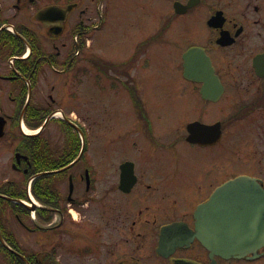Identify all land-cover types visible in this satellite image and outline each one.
<instances>
[{
    "label": "flooded vegetation",
    "instance_id": "flooded-vegetation-1",
    "mask_svg": "<svg viewBox=\"0 0 264 264\" xmlns=\"http://www.w3.org/2000/svg\"><path fill=\"white\" fill-rule=\"evenodd\" d=\"M86 1L0 0V264H264L247 217L228 214L223 200L204 208L235 179L264 189V0H170L168 21L140 29L128 60L109 70L132 82L133 123L100 125L90 159L88 119L70 118L81 146L73 126L51 119L69 141L41 132L45 149L37 144L31 163L16 112L29 86L44 94L41 80L83 84L93 71L97 17ZM153 76L176 82L149 93ZM51 93L34 111L60 110ZM44 171L42 200L28 181Z\"/></svg>",
    "mask_w": 264,
    "mask_h": 264
},
{
    "label": "rangeland",
    "instance_id": "rangeland-1",
    "mask_svg": "<svg viewBox=\"0 0 264 264\" xmlns=\"http://www.w3.org/2000/svg\"><path fill=\"white\" fill-rule=\"evenodd\" d=\"M86 2V5L92 9L93 17L99 16L98 8L101 3L100 28L89 32L88 42H92L94 53L100 56V66L104 71L103 77H100L94 68L97 64L94 62L95 56L93 53L90 55L92 60L90 70L93 69V71L84 79L85 83L82 84L81 76L41 80L40 87L46 92L44 94H32L30 103L38 104L41 99L48 101L47 93H51L48 89L54 85L55 90L51 94L56 100L55 107L62 110L65 115H70L73 119L79 121H83L85 118L88 119L86 121L90 131L89 157L91 159L93 155L96 157V139H98L96 136L102 131L100 125H105L107 122H109L107 124L113 125L117 124L116 121H118L122 128L126 129L127 125H131L134 119L129 101V90L132 87L130 86L132 82L120 76L119 73L109 72V70L118 69L121 64L123 65L128 60L135 45L141 39L140 29L146 30L143 33H147L148 29L167 22L172 10L170 0H87ZM176 22L179 23L182 20L177 19ZM155 54L161 59L169 52L164 50L159 55L158 52ZM175 82V79H169L168 77L153 76L146 79L143 86H146L147 91L150 93L154 90L156 92V88L171 86ZM99 85L104 87V94L100 98L97 94L98 88H100ZM113 85L115 91L110 89ZM153 88L155 89L151 90ZM116 92L118 94H115ZM86 94L87 104L84 101ZM154 99L155 97L149 102L154 103ZM104 120H106L105 123ZM106 128L110 130L109 127ZM42 133L45 137L61 136L63 137L61 140L63 143L69 141L68 132L55 121H51ZM7 151L10 152V150ZM9 152L7 153L8 156H10ZM124 156L125 154L121 153V157ZM95 157L94 159H96ZM7 176L10 178L19 177L11 170L7 172Z\"/></svg>",
    "mask_w": 264,
    "mask_h": 264
},
{
    "label": "water",
    "instance_id": "water-1",
    "mask_svg": "<svg viewBox=\"0 0 264 264\" xmlns=\"http://www.w3.org/2000/svg\"><path fill=\"white\" fill-rule=\"evenodd\" d=\"M196 1L197 0H190L188 6L192 5ZM180 6L181 5L179 3L174 4V9L176 13H181ZM195 51L196 50L193 49L190 50L185 54V57L189 58L191 55L195 53ZM29 100H30V88H29V94L26 104L21 112L20 119H22V116L24 115ZM53 115H50L45 120V123L39 129V132L45 127L46 123L51 119ZM63 119L65 120V122L72 125L83 138L82 131L74 123L68 120L65 116H63ZM2 133H3V123L0 122V135H2ZM38 133L33 135H37ZM82 151H83V147L81 148L79 157L81 156ZM47 173L50 172L39 173L34 177H32L31 179ZM221 200L227 203V204L225 203L226 206L224 207H226L229 210L228 214L231 215L238 214L247 217V221L249 224V228H248L249 237L247 239L248 241L254 242L250 244L251 245L250 248L253 249L257 246L260 247L261 245H264V189L260 185H258L254 179L246 178V177L235 179L233 181L228 182L225 186L219 189L215 193V195H213L209 203L204 208L213 209L215 207V204L218 208L222 207L219 206ZM246 237L238 238V239H245ZM227 239L230 238L227 237Z\"/></svg>",
    "mask_w": 264,
    "mask_h": 264
},
{
    "label": "trees",
    "instance_id": "trees-1",
    "mask_svg": "<svg viewBox=\"0 0 264 264\" xmlns=\"http://www.w3.org/2000/svg\"><path fill=\"white\" fill-rule=\"evenodd\" d=\"M19 112H20V110H17L16 114L18 115ZM46 115H47V112H44L43 110H41L40 112L34 111L33 107L31 106L28 108V110L26 112L25 123L29 128H36L42 124ZM78 142H79V140H78ZM37 144H40L42 149H45L46 141L42 140L39 136H36V137L24 136V146H23V148L19 149V150H21V152H23L24 154L29 156V158L31 159V163L34 161V157L36 155L35 154V151H36L35 147ZM79 145H80V142H79ZM48 169H51V168L42 167L41 170H48ZM45 179H47L46 176L40 177V178L34 180L32 183L34 192H35L36 196L40 199H42V198L37 194L36 187L39 183L42 185H44L45 182L47 183V181ZM9 194H10V191H9Z\"/></svg>",
    "mask_w": 264,
    "mask_h": 264
},
{
    "label": "bare ground",
    "instance_id": "bare-ground-1",
    "mask_svg": "<svg viewBox=\"0 0 264 264\" xmlns=\"http://www.w3.org/2000/svg\"><path fill=\"white\" fill-rule=\"evenodd\" d=\"M56 115H57V117H60V116H61L60 113H57ZM23 130H24L26 133H28V134H33V133L35 132V131H33V130L27 128V127H23Z\"/></svg>",
    "mask_w": 264,
    "mask_h": 264
}]
</instances>
